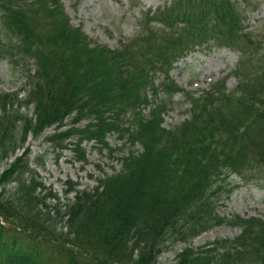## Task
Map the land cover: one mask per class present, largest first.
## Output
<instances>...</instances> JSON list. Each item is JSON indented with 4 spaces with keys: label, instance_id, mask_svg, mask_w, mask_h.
<instances>
[{
    "label": "trees",
    "instance_id": "obj_1",
    "mask_svg": "<svg viewBox=\"0 0 264 264\" xmlns=\"http://www.w3.org/2000/svg\"><path fill=\"white\" fill-rule=\"evenodd\" d=\"M246 6L171 0L112 49L74 26L61 0H0V59L35 65L20 89L0 90V264H158L173 239L187 244L173 264H264V219L217 209L230 175L264 187V41L247 30ZM213 46L237 51L236 67L198 95L179 87L174 65ZM177 92L188 117L166 128ZM52 127L48 139L64 149L74 138L82 160L84 142L113 152L117 133L120 168L88 189L68 181L62 202L26 147ZM220 225L240 233L190 246Z\"/></svg>",
    "mask_w": 264,
    "mask_h": 264
},
{
    "label": "rangeland",
    "instance_id": "obj_2",
    "mask_svg": "<svg viewBox=\"0 0 264 264\" xmlns=\"http://www.w3.org/2000/svg\"><path fill=\"white\" fill-rule=\"evenodd\" d=\"M171 0H61L67 14L74 26H81L86 35L97 43L110 48H119L122 42L135 36L139 30L138 21L147 10H156L158 7L169 5ZM247 3L246 25L259 39L264 41V0H240ZM238 53L228 48L202 49L190 53L186 58L175 64L171 71L173 81L185 91L198 95L209 86L225 77L236 67ZM35 69L32 60L18 59L17 62L0 59V90L12 92L24 86L25 77L23 71L26 68ZM161 77L158 75V78ZM229 89L235 87L237 79L230 77L227 80ZM23 93V92H22ZM166 99L163 93H159L156 101ZM173 102V103H172ZM172 102L168 104L164 113V126L170 128L182 122L188 117L187 109L190 107L185 97L175 93ZM32 112V109L29 110ZM142 113L146 116L149 107ZM87 120L80 123L84 126ZM58 131L49 128L38 138L28 137L26 147L29 149L30 167L35 168L46 187L56 193L65 202L64 190L72 187L80 190L88 189L96 185L99 177L104 173H112L120 168L117 160V149L123 147L125 139H119L117 133L108 137L111 149L104 148L99 143L85 142L80 148L84 150L85 160L79 158L78 151L73 143L75 139L64 140L67 148L61 149L57 141L48 137ZM126 147V146H124ZM135 145L133 149H138ZM5 164L0 166V172ZM224 191L217 202L218 214L232 217L241 215L247 217H260L264 219V187L255 183H248L243 177L230 175L224 178ZM72 191L68 198L73 196ZM240 233L238 228L229 225L216 226L193 240L190 246L199 248L217 238H234ZM179 241L170 242L167 250L160 255L158 264H173L179 252L186 246Z\"/></svg>",
    "mask_w": 264,
    "mask_h": 264
}]
</instances>
